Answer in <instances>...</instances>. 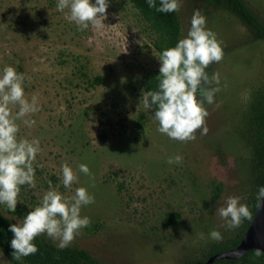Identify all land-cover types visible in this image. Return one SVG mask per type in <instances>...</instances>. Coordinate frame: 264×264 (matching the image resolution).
Instances as JSON below:
<instances>
[{"label": "rangeland", "instance_id": "rangeland-1", "mask_svg": "<svg viewBox=\"0 0 264 264\" xmlns=\"http://www.w3.org/2000/svg\"><path fill=\"white\" fill-rule=\"evenodd\" d=\"M246 1L264 24V0ZM55 5L0 0V70L11 65L24 73L25 95H37L39 104L27 117L35 121L31 127L17 120V135L37 139L40 147L34 187L21 186L15 212L0 205L4 215L19 222L49 183L69 198L85 187L94 202L80 214L90 223L69 245L103 264H181L212 242L238 238L243 220L229 230L214 214L228 196L248 205L260 172L254 104L264 103V40H254L226 9L181 0L182 37L200 9L223 51L206 69L208 86L218 89L204 104L208 132L197 129L194 140L182 142L160 133L154 109L140 103L146 74L159 75V51L132 4L109 0L105 26L82 31L66 19L68 9ZM9 107L13 115L18 110ZM177 154L180 163L166 162ZM80 163L90 176L79 171ZM63 164L76 177L70 189L60 183ZM170 215L176 223L166 224ZM212 229L220 240L209 237ZM0 264H11L1 250Z\"/></svg>", "mask_w": 264, "mask_h": 264}, {"label": "clouds", "instance_id": "clouds-1", "mask_svg": "<svg viewBox=\"0 0 264 264\" xmlns=\"http://www.w3.org/2000/svg\"><path fill=\"white\" fill-rule=\"evenodd\" d=\"M149 8L171 13L179 10L181 0H146ZM56 9L65 13L66 19L74 22L77 30L93 26H105L106 9L109 0H56ZM206 18L200 9H195L190 17L186 35L179 38L173 47L159 53V79L156 90H142L140 103L144 108L154 109L152 118L158 122V131L169 139L190 141L196 138L195 132L201 135L208 132L205 123L207 111L204 104H211L217 88L209 87L208 66L222 59L223 51L216 34L206 28ZM133 31H135L133 29ZM24 73L13 66L5 65L0 70V205H5L15 212L18 193L21 186L34 187L33 163L40 151L39 141L35 138L18 137L17 120L31 127L35 121L27 117L38 111V97L25 95ZM212 82H219L218 75L213 73ZM10 105L18 106L15 114L10 113ZM180 155L168 156V164L180 163ZM81 173L90 176L87 164L80 163ZM76 179L68 164L61 166L60 183L65 189L72 187ZM94 202V197L85 187H77L69 198L60 193L49 183L38 205L31 208L17 223L9 224L13 234L9 244L13 249L11 255L15 260L34 254L37 247L34 239L43 234L50 238L56 247H67L80 230L89 225L88 216H82L81 207ZM257 207L264 203V186H259L256 193ZM224 221L226 229L240 226L242 220L252 219L249 206L240 202L239 196H228L223 205L215 208V214ZM209 237L220 240L221 233L212 229ZM259 249L256 255H260Z\"/></svg>", "mask_w": 264, "mask_h": 264}, {"label": "trees", "instance_id": "trees-1", "mask_svg": "<svg viewBox=\"0 0 264 264\" xmlns=\"http://www.w3.org/2000/svg\"><path fill=\"white\" fill-rule=\"evenodd\" d=\"M143 20L148 24L152 33L155 35L154 47L159 53L168 47H173L179 38H182L181 19L178 11L171 13H162L156 11L155 7L149 8L146 0H128ZM208 6L214 8H223L230 11L238 17L248 28L253 39L264 40V24L249 6L246 0H201ZM156 6H159L160 0H155ZM156 73H148L144 78L146 89L156 90L159 79ZM263 100V98H260ZM257 110L256 122H258V144L255 147V154L258 158L260 172L255 182V188L251 200L249 201V210L252 218L256 212L257 202L256 193L259 186H264V103L255 105ZM251 220L244 219L240 235L231 242L223 243L216 241L210 243L206 249L197 253L193 259L181 264H203L207 259L219 252L235 248L241 241L242 236L249 227ZM166 224L176 223L174 215L166 219ZM9 224L14 222L4 215L0 209V250L11 264H103L93 257L88 251L77 246H70L60 249L49 238L39 235L34 239L37 251L34 254L23 257L21 260L13 259L10 247L12 233L8 230ZM213 264H264V253L258 256L256 250L249 251L239 260L222 259Z\"/></svg>", "mask_w": 264, "mask_h": 264}, {"label": "water", "instance_id": "water-1", "mask_svg": "<svg viewBox=\"0 0 264 264\" xmlns=\"http://www.w3.org/2000/svg\"><path fill=\"white\" fill-rule=\"evenodd\" d=\"M264 253V203L256 208L252 221L241 238L240 243L233 249L222 251L210 256L203 264H213L218 260H239L252 250Z\"/></svg>", "mask_w": 264, "mask_h": 264}]
</instances>
